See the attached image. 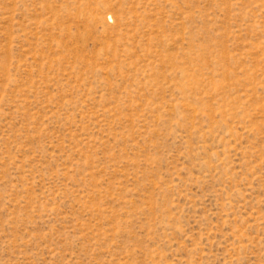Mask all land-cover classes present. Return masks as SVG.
<instances>
[{"label":"rangeland","instance_id":"rangeland-1","mask_svg":"<svg viewBox=\"0 0 264 264\" xmlns=\"http://www.w3.org/2000/svg\"><path fill=\"white\" fill-rule=\"evenodd\" d=\"M0 264H264V0H0Z\"/></svg>","mask_w":264,"mask_h":264}]
</instances>
